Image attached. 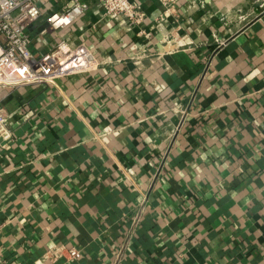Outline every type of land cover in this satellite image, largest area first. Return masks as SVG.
I'll use <instances>...</instances> for the list:
<instances>
[{"label":"crops","instance_id":"1","mask_svg":"<svg viewBox=\"0 0 264 264\" xmlns=\"http://www.w3.org/2000/svg\"><path fill=\"white\" fill-rule=\"evenodd\" d=\"M138 1L67 31L91 71L0 88V264H264V0Z\"/></svg>","mask_w":264,"mask_h":264},{"label":"built area","instance_id":"2","mask_svg":"<svg viewBox=\"0 0 264 264\" xmlns=\"http://www.w3.org/2000/svg\"><path fill=\"white\" fill-rule=\"evenodd\" d=\"M92 1L101 9L103 19H126L129 28L144 20L138 0H69L61 10L48 15L39 0H0V88L52 86L60 78L91 71L94 55L84 43L73 46L67 31L86 15ZM158 1L168 11L180 0ZM34 29L44 37L54 35L55 42L43 50L32 48ZM11 117L0 101V136L5 139L13 136ZM65 253L71 260L83 258L81 250L56 244L42 259L56 262Z\"/></svg>","mask_w":264,"mask_h":264}]
</instances>
